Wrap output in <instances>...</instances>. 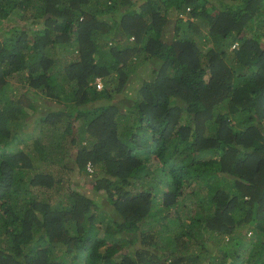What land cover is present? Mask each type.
<instances>
[{"label":"trees","instance_id":"obj_1","mask_svg":"<svg viewBox=\"0 0 264 264\" xmlns=\"http://www.w3.org/2000/svg\"><path fill=\"white\" fill-rule=\"evenodd\" d=\"M0 264H264V0H0Z\"/></svg>","mask_w":264,"mask_h":264},{"label":"built area","instance_id":"obj_2","mask_svg":"<svg viewBox=\"0 0 264 264\" xmlns=\"http://www.w3.org/2000/svg\"><path fill=\"white\" fill-rule=\"evenodd\" d=\"M97 81V86L100 87L102 85L101 81L99 80V78L96 79Z\"/></svg>","mask_w":264,"mask_h":264},{"label":"clouds","instance_id":"obj_3","mask_svg":"<svg viewBox=\"0 0 264 264\" xmlns=\"http://www.w3.org/2000/svg\"><path fill=\"white\" fill-rule=\"evenodd\" d=\"M232 46H233V45H232ZM87 167H88L89 169L91 168L89 164H88V166H87Z\"/></svg>","mask_w":264,"mask_h":264},{"label":"rangeland","instance_id":"obj_4","mask_svg":"<svg viewBox=\"0 0 264 264\" xmlns=\"http://www.w3.org/2000/svg\"><path fill=\"white\" fill-rule=\"evenodd\" d=\"M168 35H169V34H168ZM25 117H26V116H25ZM25 117H24V118H25ZM85 184H87V183H85Z\"/></svg>","mask_w":264,"mask_h":264}]
</instances>
